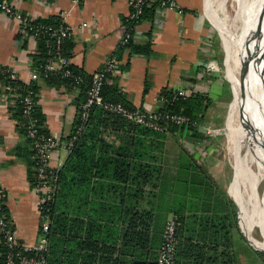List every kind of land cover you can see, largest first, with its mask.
Masks as SVG:
<instances>
[{"label": "crops", "instance_id": "obj_1", "mask_svg": "<svg viewBox=\"0 0 264 264\" xmlns=\"http://www.w3.org/2000/svg\"><path fill=\"white\" fill-rule=\"evenodd\" d=\"M10 1L34 20L60 18L66 13V23L75 30L70 40V65L91 77L114 57L117 60L115 72L107 79V84L112 85V78L117 79L132 110L153 112L161 106L159 96L163 91L179 88L203 94L214 103L220 100L221 82L205 72L211 60L209 37L212 33L206 18L209 17L215 27L213 0H207L208 17L203 14L205 0H176L183 14L158 8L153 18H144L136 27L135 44L151 42L150 56L132 55L130 48L119 52L125 35L124 20L131 11L130 0ZM84 23L88 24L87 28L82 27ZM38 54L39 42L29 35L22 36L19 23L0 12V64L13 70L19 80L30 84L35 70L34 57ZM146 84L149 91L144 94ZM37 85L38 104L45 117L43 126L60 142V148L50 159V167L59 170L69 157L64 147L73 133L78 107L86 93L80 87H69L63 82L49 85L39 80ZM6 91L0 82V187L8 194L7 216L20 241L31 246L40 238V197L29 177L34 156L19 130L20 122L13 117V106L8 104ZM104 138L110 144H121L115 133L108 132ZM163 144L161 154L155 153L159 156L156 164L161 169L160 175L152 174L155 188L147 187L144 194L136 196L135 186L128 185L124 191L110 182L96 181L90 199H80L77 205L68 199L63 204L67 216L63 221V237L67 239L72 233L73 240L76 235L78 242L86 243L77 252L78 264H120L119 233H124L128 227L125 212L128 215L136 208L153 211L157 219L153 226L152 254L158 257L167 221L185 203V194L191 196L194 181L202 177L198 171H187L186 163L190 161L173 135L168 134ZM187 149L194 152V144ZM143 155L142 151L140 156ZM137 177H144L143 173ZM203 179L197 182H205ZM3 248L0 233V258ZM63 248L61 253L60 246L55 247V264H74L73 248L68 250L65 245Z\"/></svg>", "mask_w": 264, "mask_h": 264}, {"label": "trees", "instance_id": "obj_2", "mask_svg": "<svg viewBox=\"0 0 264 264\" xmlns=\"http://www.w3.org/2000/svg\"><path fill=\"white\" fill-rule=\"evenodd\" d=\"M3 0H0L2 2ZM162 0H154L151 7H147L141 17V22L144 18H153L155 12L160 6ZM38 25L57 26L60 23V18H51L47 20H34ZM125 27L131 28L133 24L126 18L124 20ZM70 40H66L63 44V51L70 58ZM130 48L133 55L151 54V42L144 44H135L133 41L126 46H121L119 52ZM39 51L34 57L35 70L43 76L40 67L45 63L46 50L44 42H39ZM70 70L74 75L81 76L83 84L79 86L86 93V98L78 107V118L80 117V107L87 100V91L89 82L92 78L85 76L79 71L74 70L70 65ZM111 74L108 75V78ZM112 85L106 84L103 87L102 95L105 103L124 104L126 108L133 109L127 102L125 95L118 87L117 79L112 78ZM49 85H54L58 82H63L69 87H76L69 79L62 78V73H56L48 79H40ZM5 87L17 86L20 88L23 97L25 93L32 91L36 106L34 108V118L37 119L39 131L42 134H47V129L43 126L45 117L41 112L38 104L39 87L37 82L26 84L21 80L13 82L7 77H0ZM149 91V84H146L144 94ZM170 91H163L161 95L170 96ZM211 100L200 93H194L187 100H181L173 106L165 105L160 108V111H170L190 117L200 125L204 123ZM13 117L17 119L21 126L20 132L26 142L31 147V153L34 156V166L30 169V181L32 187H36L37 180L35 176V156L36 151L32 141L28 138L26 122L27 119L23 116V108L17 104L12 107ZM76 126V125H75ZM75 129L73 130V132ZM113 134L121 140V144L108 143L104 136L106 133ZM121 134V136H120ZM168 134L173 135L183 147V153L190 162H187V171H198L202 175L201 179L194 181V187L191 191V196L186 195L185 203L181 205V209L174 212L173 218L178 223L177 229V248L174 259V264H242L241 257L244 251L236 238L239 237L245 241L240 234L237 208L229 199L225 191L217 188L213 178L209 172L199 165V160L195 156L196 151H189L182 143V137L185 134V127H176L169 125L165 132H156L146 127L137 125L125 117L116 113L110 112L103 107H93L90 111L89 120L86 124L81 136L75 142L74 147L69 153V157L62 166L58 174V189L53 203L50 205L51 226L48 234V252L46 254L47 264H55L57 261L53 257L55 247L60 246L61 253L64 250V245L68 250H74L76 257L74 264L79 262V254L77 252L81 247H85L86 243L78 242L77 236L69 233V238L65 239L63 221L67 218L63 211V204L70 199L74 200L77 205L80 199L87 200L92 197L94 184L96 181L110 182L116 185V188L126 190V186H135L133 189L136 196L145 193V188L154 186L155 177L152 174L160 175V167L156 163L159 161V156L163 150V142ZM187 140L194 144L202 143L207 140L204 132L200 128L190 127L187 131ZM195 146V145H194ZM143 157L140 156L142 151ZM141 151V152H140ZM136 177H133V174ZM143 173L144 177H137V174ZM204 178V179H203ZM205 182H197L199 180ZM188 201V202H187ZM7 216V206L2 208ZM75 215H78L77 212ZM8 217V216H7ZM124 218L128 219L127 230L121 234L119 238L122 241L120 248V264H156L158 257L152 254L153 249V226L157 221L153 211H141L135 209L125 212ZM87 240L91 237H86ZM162 244V242H161ZM253 256L264 258V254L248 249ZM3 256L0 258V264H4L6 248H3Z\"/></svg>", "mask_w": 264, "mask_h": 264}, {"label": "built area", "instance_id": "obj_3", "mask_svg": "<svg viewBox=\"0 0 264 264\" xmlns=\"http://www.w3.org/2000/svg\"><path fill=\"white\" fill-rule=\"evenodd\" d=\"M81 3L82 0H75ZM154 0H130L131 11L128 20L133 24L131 28L125 27V35L121 46H126L129 42H137L135 30L141 23V17L147 7H151ZM159 9L165 11H177L180 14L184 10L179 6L176 0H162ZM0 12L6 17L16 20L19 23L20 34L29 35L36 42H44L46 50L45 63L40 67L43 76L34 70L31 79L38 82L41 78L48 79L56 73L61 72L62 78L69 79L73 85L79 87L83 84L82 77L74 75L70 70V58L63 51V44L66 40H72L74 37V28L66 23L67 14L60 16V23L57 26L38 25L34 19L21 13L10 0L0 2ZM87 28L88 24H82ZM117 60L112 57L107 60L105 66L92 75L87 91V100L80 107V117L75 126V131L68 139L65 149L70 153L75 142L81 136L89 120L90 111L93 107H103L106 110L125 117L127 120L151 129L156 132H165L167 126L185 127L187 133L190 127L200 128L201 125L190 117L173 113L170 111H160L162 106H173L181 100H187L194 92L186 88H179L170 92V96H159L160 107L153 112H144L126 108L124 104L105 103L102 90L108 75L115 72ZM207 75H213L217 68L209 62L205 68ZM7 77L13 82L19 80L17 74L0 64V77ZM6 97L8 104L15 106L21 105L23 116L27 119L26 129L28 138L32 141L36 151L35 156V176L37 180L36 190L39 193V213H40V238L35 245H28L20 241L16 229L13 227L10 219L4 214L2 208L7 205L8 194L0 187V233L3 245L6 248L4 264H47L46 254L48 252V234L51 226L50 205L53 203L58 189V170L50 167V159L53 152L60 148L58 139L50 134H42L39 131L37 119L34 118V108L36 101L34 93L29 91L21 96L20 88L17 86L6 87ZM207 131V130H206ZM177 229L178 223L171 217L165 227L162 244L159 250L156 264H174L177 248Z\"/></svg>", "mask_w": 264, "mask_h": 264}, {"label": "bare ground", "instance_id": "obj_4", "mask_svg": "<svg viewBox=\"0 0 264 264\" xmlns=\"http://www.w3.org/2000/svg\"><path fill=\"white\" fill-rule=\"evenodd\" d=\"M234 7L235 32H231L220 18L231 57L228 79L234 93L230 109L233 136L230 152L239 177L232 189L241 210L242 231L253 242L250 219L259 197L264 231V193L262 197L259 194L264 182V0H234ZM220 15L228 17L224 0L219 4ZM242 138L247 139L244 158L239 155Z\"/></svg>", "mask_w": 264, "mask_h": 264}, {"label": "rangeland", "instance_id": "obj_5", "mask_svg": "<svg viewBox=\"0 0 264 264\" xmlns=\"http://www.w3.org/2000/svg\"><path fill=\"white\" fill-rule=\"evenodd\" d=\"M214 1V20L215 27L212 21L207 15V0H205V8L203 14L208 17L206 21L208 26L212 29V33L209 37L210 43V54L211 62L216 66L217 72L213 76L218 77L219 82H221V87L218 90L220 94V100L214 103L211 100V106L207 113L204 123L201 124L200 130L204 132L206 141L202 143L194 144L187 140V133L182 137L183 145L188 148H191L192 144L195 145V151L199 165L205 168L210 176L213 178V181L217 188L225 191L229 199L237 208V219L240 234L244 237L243 239L236 236L238 243L241 247V250L244 251V254L241 257L242 264H264V258L258 256H253L251 251L248 249L258 251L264 254L263 250H256L254 247H259L264 249V231L261 226L262 219V208H261V198L257 200V204L254 207V210L251 214V227L253 234V242H250L248 237L243 233L241 228V210L239 204L235 197H233L232 184L238 179L239 174L234 168V156L230 152L232 148V117H231V106L234 100L233 86L228 79L230 73V52L224 37L222 24L220 18L225 22L227 28L231 32H235L237 23L235 22L236 18V9L234 7V0H224V6L227 8L228 17L220 15L219 17V4L222 0H213ZM233 1V2H232ZM237 8V7H236ZM243 23V22H241ZM230 68V69H229ZM245 75H243L244 77ZM241 77V82L244 83V78ZM264 81H262V84ZM194 94V93H193ZM209 99V98H208ZM207 130V131H206ZM247 138V137H245ZM242 138L239 145V155L244 158L246 153V144L247 139ZM192 143V144H191ZM264 193V182L259 189V194L262 197ZM253 245H251V244Z\"/></svg>", "mask_w": 264, "mask_h": 264}, {"label": "water", "instance_id": "obj_6", "mask_svg": "<svg viewBox=\"0 0 264 264\" xmlns=\"http://www.w3.org/2000/svg\"><path fill=\"white\" fill-rule=\"evenodd\" d=\"M246 71V69H244V72ZM251 244V243H250ZM252 245V244H251ZM253 246V245H252ZM255 248V247H254ZM256 250H260V249H257V248H255Z\"/></svg>", "mask_w": 264, "mask_h": 264}]
</instances>
